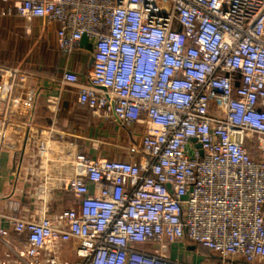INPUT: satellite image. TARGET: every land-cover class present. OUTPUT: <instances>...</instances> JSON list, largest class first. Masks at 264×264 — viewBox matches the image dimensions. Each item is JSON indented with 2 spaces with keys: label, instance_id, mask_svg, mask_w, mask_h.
<instances>
[{
  "label": "built area",
  "instance_id": "1",
  "mask_svg": "<svg viewBox=\"0 0 264 264\" xmlns=\"http://www.w3.org/2000/svg\"><path fill=\"white\" fill-rule=\"evenodd\" d=\"M11 1L55 24L66 55L89 40L88 81L65 69L61 87L144 129L128 159L29 130L20 211L2 216L20 244L0 225L8 264H193L167 253L183 240L222 263L264 264V0ZM26 79L0 66V90Z\"/></svg>",
  "mask_w": 264,
  "mask_h": 264
},
{
  "label": "crops",
  "instance_id": "2",
  "mask_svg": "<svg viewBox=\"0 0 264 264\" xmlns=\"http://www.w3.org/2000/svg\"><path fill=\"white\" fill-rule=\"evenodd\" d=\"M92 52L85 37L78 50L71 56L66 55L58 48L55 24L43 18L27 21L17 15L11 0H0V66L16 67L27 73L26 81L13 93L0 90V225L11 231L10 240L16 246L20 238L2 216L20 211L22 199L14 188L22 185L17 164L28 147L29 130L53 127L57 133L75 135L84 150L94 156L140 157L134 149L137 135L119 127L113 119L93 115L78 102L75 87H61L65 69L77 72L81 82L88 81ZM9 93L12 102L8 107ZM136 128L139 133L144 129L143 126ZM6 250L0 242V264L10 261L5 258ZM167 253L174 259L193 264H201L207 258L210 264L216 262L205 248L188 240L168 246Z\"/></svg>",
  "mask_w": 264,
  "mask_h": 264
},
{
  "label": "rangeland",
  "instance_id": "3",
  "mask_svg": "<svg viewBox=\"0 0 264 264\" xmlns=\"http://www.w3.org/2000/svg\"><path fill=\"white\" fill-rule=\"evenodd\" d=\"M132 133H133V130L132 129H129ZM139 132V131H138ZM134 135V134H133ZM135 135H137V140H139L140 138V133L137 134L135 133ZM217 259V258H216ZM214 264H245L244 262H242L240 259H237L235 261H228L226 263H222L221 261L218 260V262L216 261Z\"/></svg>",
  "mask_w": 264,
  "mask_h": 264
},
{
  "label": "trees",
  "instance_id": "4",
  "mask_svg": "<svg viewBox=\"0 0 264 264\" xmlns=\"http://www.w3.org/2000/svg\"><path fill=\"white\" fill-rule=\"evenodd\" d=\"M200 248V247H199ZM201 248H203V247H201ZM206 249V248H205ZM207 250V252H209L210 254H211V252L208 250V249H206ZM213 259L215 260V261H217L218 262V258L216 259L215 257H213ZM220 261V260H219Z\"/></svg>",
  "mask_w": 264,
  "mask_h": 264
}]
</instances>
